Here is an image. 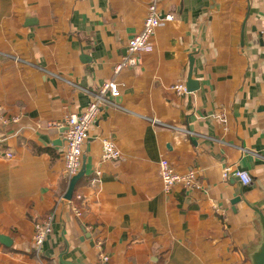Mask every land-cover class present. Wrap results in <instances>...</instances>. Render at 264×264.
<instances>
[{
    "label": "crops",
    "instance_id": "obj_1",
    "mask_svg": "<svg viewBox=\"0 0 264 264\" xmlns=\"http://www.w3.org/2000/svg\"><path fill=\"white\" fill-rule=\"evenodd\" d=\"M148 3L0 0V264H37L35 225L49 215L44 264H99L100 253L109 264H260L264 0H161L173 20L115 75ZM109 80L119 108L95 118L65 203V120ZM104 141L117 160L101 159ZM163 159L194 171L196 186L164 192ZM226 167L251 184L223 179Z\"/></svg>",
    "mask_w": 264,
    "mask_h": 264
},
{
    "label": "built area",
    "instance_id": "obj_2",
    "mask_svg": "<svg viewBox=\"0 0 264 264\" xmlns=\"http://www.w3.org/2000/svg\"><path fill=\"white\" fill-rule=\"evenodd\" d=\"M161 0H149L147 13L143 22L142 30L132 36L127 43L126 55L113 67V73L119 74L124 69H130L136 67L140 63L138 54L141 50L147 48L150 45V39L155 32V29L160 25L162 20L172 21L174 16L167 14L163 18L159 12V5ZM176 90L185 92L186 89L182 85L175 87ZM120 96L119 84L114 80L106 81L96 92L92 95V99L87 108L81 114H70L65 120V152L63 155L64 161V173L70 180L75 176L82 163V148L89 137V130L92 126L95 118L100 113L101 109L107 105L119 108L116 104V100ZM11 121L15 122L16 118H12ZM154 124H160V122L154 120ZM178 130V128H177ZM187 135L192 137L193 133L184 131ZM120 157V153L115 145L110 141H104L102 143V160H117ZM234 176L237 178L242 186H249L251 184V178L245 171H231L230 167L223 168L221 170V177L228 179ZM159 176L162 181L164 192L168 193L175 185H181L185 190H192L195 185V172L188 171L187 173L180 174L169 164L167 160H161L159 162ZM63 202H69V200L62 198ZM77 215L80 213L75 210ZM52 217L47 216L45 221L37 223L35 225V231L33 235V246L37 264H44L41 261L43 244L46 237L51 233ZM99 264H109V258L107 255L100 253L98 256Z\"/></svg>",
    "mask_w": 264,
    "mask_h": 264
},
{
    "label": "water",
    "instance_id": "obj_3",
    "mask_svg": "<svg viewBox=\"0 0 264 264\" xmlns=\"http://www.w3.org/2000/svg\"><path fill=\"white\" fill-rule=\"evenodd\" d=\"M190 81H191V79L188 78V82H190ZM190 89H194V88H190L187 85V89L186 90L187 91H193V90H190ZM65 130H66V128H65ZM84 174H85V164L82 163V166H81L79 172L75 176H73L70 179V181H69V185H68L67 191H66L65 196H64L65 199H67V200L71 199L73 191H74V188H75V185L84 176ZM4 240L6 241V239H4ZM4 240L0 239V242L5 244V245H7ZM259 261H260V264H264V242L262 244V248H261V251H260V260ZM66 264H71V263L70 262H66Z\"/></svg>",
    "mask_w": 264,
    "mask_h": 264
}]
</instances>
